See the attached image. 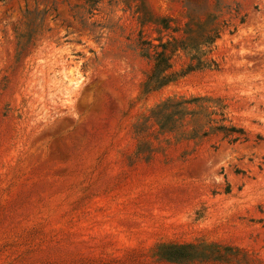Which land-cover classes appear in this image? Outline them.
I'll return each instance as SVG.
<instances>
[{
  "label": "rangeland",
  "instance_id": "374dc122",
  "mask_svg": "<svg viewBox=\"0 0 264 264\" xmlns=\"http://www.w3.org/2000/svg\"><path fill=\"white\" fill-rule=\"evenodd\" d=\"M211 26L146 90L143 42ZM178 93L240 138L147 117ZM0 264H264V0H0Z\"/></svg>",
  "mask_w": 264,
  "mask_h": 264
},
{
  "label": "trees",
  "instance_id": "16d2710c",
  "mask_svg": "<svg viewBox=\"0 0 264 264\" xmlns=\"http://www.w3.org/2000/svg\"><path fill=\"white\" fill-rule=\"evenodd\" d=\"M31 13V10H27ZM167 27V26H166ZM170 27V26H168ZM219 32L214 26L204 30L200 36L189 41H167L155 43L149 40L142 43L147 56L153 60L152 69L145 82L146 90L164 87L177 79V72L173 71L171 54L179 49L190 55V65L193 68L214 67L215 60L205 56L206 50L202 45H211ZM227 104L221 96L210 93H190L169 95L150 109L148 118L153 117L160 128L170 132L191 135L221 133L224 138L235 141L240 138V131L235 125L225 123V109ZM190 126L191 129L187 130Z\"/></svg>",
  "mask_w": 264,
  "mask_h": 264
}]
</instances>
